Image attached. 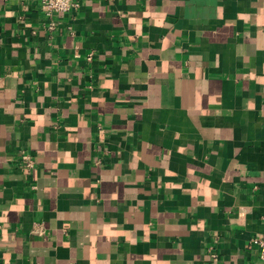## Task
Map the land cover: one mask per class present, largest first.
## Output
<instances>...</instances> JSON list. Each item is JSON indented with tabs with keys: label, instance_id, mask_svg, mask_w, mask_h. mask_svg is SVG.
<instances>
[{
	"label": "crops",
	"instance_id": "1",
	"mask_svg": "<svg viewBox=\"0 0 264 264\" xmlns=\"http://www.w3.org/2000/svg\"><path fill=\"white\" fill-rule=\"evenodd\" d=\"M77 1L0 0V264H264V0Z\"/></svg>",
	"mask_w": 264,
	"mask_h": 264
},
{
	"label": "built area",
	"instance_id": "2",
	"mask_svg": "<svg viewBox=\"0 0 264 264\" xmlns=\"http://www.w3.org/2000/svg\"><path fill=\"white\" fill-rule=\"evenodd\" d=\"M40 4V8L44 12L45 16L50 19L49 28L52 29L55 25L54 17L58 14L68 13L73 10L77 4V0H37ZM20 161L26 168H30L34 164V159L26 153L24 150L20 152ZM264 225V218H263ZM36 232L42 233L39 227L35 228ZM249 244H254L258 247L259 258L264 260V230L261 234L254 236L250 239ZM210 256L213 260L217 259V253L211 252Z\"/></svg>",
	"mask_w": 264,
	"mask_h": 264
}]
</instances>
